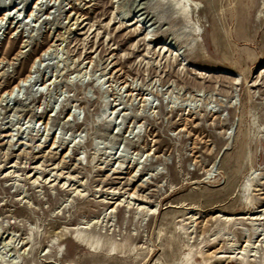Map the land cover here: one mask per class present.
<instances>
[{
  "label": "rangeland",
  "instance_id": "rangeland-1",
  "mask_svg": "<svg viewBox=\"0 0 264 264\" xmlns=\"http://www.w3.org/2000/svg\"><path fill=\"white\" fill-rule=\"evenodd\" d=\"M170 1L0 0V264H264V0Z\"/></svg>",
  "mask_w": 264,
  "mask_h": 264
},
{
  "label": "bare ground",
  "instance_id": "bare-ground-1",
  "mask_svg": "<svg viewBox=\"0 0 264 264\" xmlns=\"http://www.w3.org/2000/svg\"><path fill=\"white\" fill-rule=\"evenodd\" d=\"M195 3H196V0H172V1H170V3L168 2L169 7L174 10L173 12L176 15H178L179 18H182L183 20L187 17V8H186V6L187 5L192 6ZM4 18L5 17H3V16L0 17V27L3 26L2 22L4 21ZM6 19H8V17ZM3 23H5V22H3ZM31 37L32 36H29L27 39L24 40V42L22 44V48L23 49H27V47L29 46ZM57 40H58V38L55 37L53 39V41L50 43V45L47 46V48L44 49L41 52V54L38 57L35 58V60L33 61L32 65H31V68L29 70V73L25 77L19 79V81L10 90L6 91V94H8L9 96L12 95V93L14 92V90L16 88L19 89L21 87V85H23V84L27 83L28 81L32 80V74H33V72H35L36 70H38V65H40L41 62L43 60H45V55L49 54L53 50L52 47L54 48V47L57 46V44H59V43H57ZM23 49H22V51H23ZM22 51H20V52H22ZM80 233L81 232H78L77 231L75 237L78 239V241L80 240L81 242H83L84 244L87 245L89 243V238L86 239L84 237V235L81 236V238H80V235H79ZM97 244H98V240H91L89 246L95 248L94 245L96 246ZM110 249H114V248L111 247Z\"/></svg>",
  "mask_w": 264,
  "mask_h": 264
}]
</instances>
